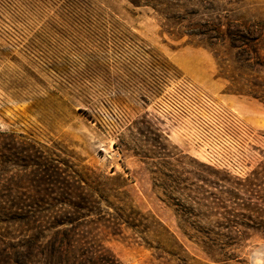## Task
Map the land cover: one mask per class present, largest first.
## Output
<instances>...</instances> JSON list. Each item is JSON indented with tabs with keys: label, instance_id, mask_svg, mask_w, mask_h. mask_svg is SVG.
Listing matches in <instances>:
<instances>
[{
	"label": "rangeland",
	"instance_id": "374dc122",
	"mask_svg": "<svg viewBox=\"0 0 264 264\" xmlns=\"http://www.w3.org/2000/svg\"><path fill=\"white\" fill-rule=\"evenodd\" d=\"M75 1L0 0V264H102L101 245L121 264H184L158 250L175 238L208 263L187 236L227 232L247 236L228 264H264V0ZM179 78L253 137L201 106L172 122ZM28 144L65 163L53 185ZM83 168L125 185L145 226H59L44 202Z\"/></svg>",
	"mask_w": 264,
	"mask_h": 264
},
{
	"label": "trees",
	"instance_id": "16d2710c",
	"mask_svg": "<svg viewBox=\"0 0 264 264\" xmlns=\"http://www.w3.org/2000/svg\"><path fill=\"white\" fill-rule=\"evenodd\" d=\"M132 5L136 7L157 5L159 0H128ZM71 6V7H70ZM75 0L69 4V9L74 10L78 7ZM79 14L78 19H85L90 26L95 25V19L92 15H85V18L81 17ZM92 36H98V34H91ZM28 166L38 167L39 175L46 184L53 185L51 181L55 175H59L62 172L60 168L65 163L61 161H47L46 158L38 156L34 152L35 147L28 144ZM35 153V154H33ZM72 176L70 177L71 184L66 186L64 182H58L61 184L59 190L63 195L67 197L62 200H57L56 205L48 204V206H53L50 209H43L44 211L52 212L56 219H61L58 225H72L76 230H80L81 226L89 225L86 221L89 217L94 215L100 216L95 220L90 221L93 224L103 223L106 228H116L120 230L123 226L127 228L138 230L144 227L143 221H146L144 217L136 212L130 204L124 199V192H120L119 189L125 185L118 188H113L111 186L112 179L104 178L101 182V178L96 176L95 172L88 168H83L82 170H73ZM124 183V182H123ZM123 196V197H122ZM106 206L107 211H101L102 205ZM35 206L39 208V203H35ZM33 208V206H29ZM101 207V208H100ZM40 208H42L40 206ZM42 210V209H38ZM42 210V211H43ZM109 210H112L110 212ZM98 211L101 213H98ZM36 212H38L36 210ZM40 213V212H38ZM66 218V219H63ZM105 223V224H104ZM190 240H194V244L198 246V249L205 256V260L208 263L198 260L196 257H192L184 246L175 238L174 250L173 248H158L164 254L176 257L178 262H185L184 264H228L230 261L238 259L237 252L240 250V243L246 240V235L236 232L227 233H204L196 236H187ZM174 238V237H173ZM98 252L95 250L91 252V259H100L101 256L95 257L97 255L103 254L102 264H121L108 250H106L102 245L99 246ZM169 249V250H168ZM103 251V252H102ZM175 252H177L175 254ZM241 252V251H240ZM98 253V254H97ZM181 254L184 258H181ZM106 257V258H105ZM79 261V260H76Z\"/></svg>",
	"mask_w": 264,
	"mask_h": 264
},
{
	"label": "built area",
	"instance_id": "2783aa9c",
	"mask_svg": "<svg viewBox=\"0 0 264 264\" xmlns=\"http://www.w3.org/2000/svg\"><path fill=\"white\" fill-rule=\"evenodd\" d=\"M174 98L178 101L172 114H169L172 122L183 123L191 117V106H201L210 110L214 116L225 125L243 137H253V132L236 116L235 113L227 110L217 103L211 96L204 92L194 83L185 78H179L173 86ZM167 115V114H166Z\"/></svg>",
	"mask_w": 264,
	"mask_h": 264
}]
</instances>
